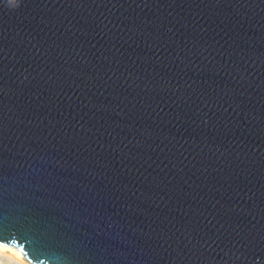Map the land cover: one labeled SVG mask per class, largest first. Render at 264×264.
Masks as SVG:
<instances>
[{
	"label": "water",
	"instance_id": "water-1",
	"mask_svg": "<svg viewBox=\"0 0 264 264\" xmlns=\"http://www.w3.org/2000/svg\"><path fill=\"white\" fill-rule=\"evenodd\" d=\"M0 244L264 264V0H0Z\"/></svg>",
	"mask_w": 264,
	"mask_h": 264
},
{
	"label": "bare ground",
	"instance_id": "bare-ground-1",
	"mask_svg": "<svg viewBox=\"0 0 264 264\" xmlns=\"http://www.w3.org/2000/svg\"><path fill=\"white\" fill-rule=\"evenodd\" d=\"M0 252L7 253L10 257H12L13 259L21 261V263H23V264H36V263L30 262L22 254V252L18 248H15L14 246L3 245V247L0 248Z\"/></svg>",
	"mask_w": 264,
	"mask_h": 264
},
{
	"label": "rangeland",
	"instance_id": "rangeland-1",
	"mask_svg": "<svg viewBox=\"0 0 264 264\" xmlns=\"http://www.w3.org/2000/svg\"><path fill=\"white\" fill-rule=\"evenodd\" d=\"M0 264H23L21 261L13 259L7 253L0 252Z\"/></svg>",
	"mask_w": 264,
	"mask_h": 264
},
{
	"label": "snow or ice",
	"instance_id": "snow-or-ice-1",
	"mask_svg": "<svg viewBox=\"0 0 264 264\" xmlns=\"http://www.w3.org/2000/svg\"><path fill=\"white\" fill-rule=\"evenodd\" d=\"M8 4H9L10 6H14V4H15V0H8ZM2 247H3V245L0 244V248H2Z\"/></svg>",
	"mask_w": 264,
	"mask_h": 264
},
{
	"label": "clouds",
	"instance_id": "clouds-1",
	"mask_svg": "<svg viewBox=\"0 0 264 264\" xmlns=\"http://www.w3.org/2000/svg\"><path fill=\"white\" fill-rule=\"evenodd\" d=\"M18 4H19V0H15V4L12 7H16V6H18Z\"/></svg>",
	"mask_w": 264,
	"mask_h": 264
}]
</instances>
